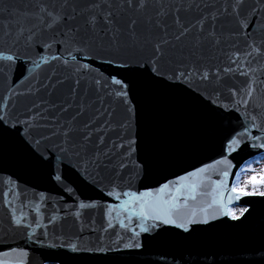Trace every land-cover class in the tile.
<instances>
[{
	"label": "snow or ice",
	"instance_id": "1",
	"mask_svg": "<svg viewBox=\"0 0 264 264\" xmlns=\"http://www.w3.org/2000/svg\"><path fill=\"white\" fill-rule=\"evenodd\" d=\"M256 201L264 0H0V264H264Z\"/></svg>",
	"mask_w": 264,
	"mask_h": 264
},
{
	"label": "water",
	"instance_id": "2",
	"mask_svg": "<svg viewBox=\"0 0 264 264\" xmlns=\"http://www.w3.org/2000/svg\"><path fill=\"white\" fill-rule=\"evenodd\" d=\"M28 197L31 198V193H28ZM256 208L257 211L260 212L261 210H264V202L256 201ZM0 215H2V212H0Z\"/></svg>",
	"mask_w": 264,
	"mask_h": 264
},
{
	"label": "rangeland",
	"instance_id": "3",
	"mask_svg": "<svg viewBox=\"0 0 264 264\" xmlns=\"http://www.w3.org/2000/svg\"><path fill=\"white\" fill-rule=\"evenodd\" d=\"M244 177H241V181H243ZM257 180H259V177L257 178Z\"/></svg>",
	"mask_w": 264,
	"mask_h": 264
}]
</instances>
